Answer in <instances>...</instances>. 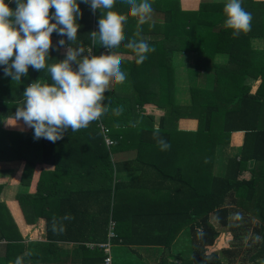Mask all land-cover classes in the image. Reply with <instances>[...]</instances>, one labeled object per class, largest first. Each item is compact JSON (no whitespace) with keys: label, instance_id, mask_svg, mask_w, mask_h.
I'll list each match as a JSON object with an SVG mask.
<instances>
[{"label":"trees","instance_id":"1","mask_svg":"<svg viewBox=\"0 0 264 264\" xmlns=\"http://www.w3.org/2000/svg\"><path fill=\"white\" fill-rule=\"evenodd\" d=\"M149 3L156 17L140 29L156 32V40L143 39L155 51L147 53L140 66L136 57L131 62L128 75L136 82L133 91L109 101L108 116L102 115L81 131L67 130L55 143L34 139L31 128L25 132L6 129L4 120L14 119L17 106L23 105L30 71L21 81H13L0 66V161L19 159L23 164L19 183L25 188L18 192V202L31 208L33 216L45 218L48 240L75 243L81 254L79 264L104 262L98 244L108 241L111 222L116 234L113 240L164 247L187 226L189 264H264V0H242V7L252 15L251 30L235 38L233 30L224 27L227 0L200 1L193 9H182L178 0ZM83 4L76 41L92 47L93 55L109 52L99 43L93 45L90 33L99 29L92 30L84 21L92 11L83 9ZM10 6L16 7L14 0ZM114 6L128 16L124 29L137 31L138 20L129 19V6L123 0ZM99 12L94 14L95 24ZM255 37L263 40L262 48L252 46ZM131 39L125 37L111 51H130L125 44ZM175 50L193 51L197 55L193 75L202 70L204 80H210L206 85L203 78L194 81L187 104L174 100L176 70L171 55ZM216 56L221 60H214ZM56 62L57 54L51 49L47 63ZM35 74L41 84L51 83L47 68ZM144 103L164 108L158 126L152 115L145 114ZM120 106L123 112L117 116L113 109ZM179 117L195 118L196 128L177 129ZM101 125L107 127L106 134L113 141L109 146ZM156 129L171 145L168 150L162 151L153 138ZM236 131H243L238 152L216 161L218 148L227 145ZM134 142L142 146L135 150L136 156L113 163L111 153ZM78 152L82 154L75 160ZM79 159L84 162L81 171L74 165ZM134 169L139 171L137 179L112 184L115 171ZM100 175L105 177L99 179ZM2 187L0 183V192ZM140 190L152 195L165 190L166 201L181 203L182 209L160 210L158 199L144 192L137 194ZM123 191L130 192L122 196ZM65 214L73 219L61 221ZM54 217L58 227L63 224L62 232H53ZM223 232L230 235L228 246L212 250ZM3 239L5 264H14L18 256L26 264V246L0 200V241Z\"/></svg>","mask_w":264,"mask_h":264},{"label":"clouds","instance_id":"2","mask_svg":"<svg viewBox=\"0 0 264 264\" xmlns=\"http://www.w3.org/2000/svg\"><path fill=\"white\" fill-rule=\"evenodd\" d=\"M81 2L88 4L93 12H102L99 30L90 35L93 45L99 43L110 50L108 54L93 55L92 47L87 50L83 46L72 47L80 28L77 20L83 15ZM14 3L16 7L12 8L10 0H0V66H3L4 75L21 81L30 67L36 71L47 68L51 83L41 84L37 80L27 86L23 105L17 106L11 125L22 121L34 130V139L44 138L55 143L63 139L67 130L76 132L87 128L108 112L103 103L105 92L110 84L119 85L126 80L121 70V57L111 50L118 48L125 39L124 25L128 16L112 10L116 0H14ZM124 3L129 6V14L138 18L135 35L139 36L140 25L152 18V5L149 0H124ZM223 11L224 27L233 30L234 38L251 30L252 15L242 7V0H227ZM54 32L66 37L58 41L57 48L64 47L67 42L70 45L65 59L48 64ZM125 47L135 54L137 65L147 59V53L155 51L143 39L133 38ZM113 112L119 116L123 107ZM153 138L162 151L171 147L160 138L158 129L153 132ZM70 219L73 217L65 214L61 221ZM52 230L54 233L64 230L62 223L58 227L55 217ZM28 255L30 253H24ZM14 264H23V257L18 256Z\"/></svg>","mask_w":264,"mask_h":264},{"label":"crops","instance_id":"3","mask_svg":"<svg viewBox=\"0 0 264 264\" xmlns=\"http://www.w3.org/2000/svg\"><path fill=\"white\" fill-rule=\"evenodd\" d=\"M119 1V0H116ZM124 1V0H123ZM180 7L182 9H193L197 8L200 4V1H213V0H178ZM261 1V0H258ZM90 6L88 4H83V9L88 10ZM127 8V6H126ZM91 10V9H90ZM117 11V8L112 9ZM92 11V10H91ZM107 11V10H105ZM95 12L92 11V14L85 15L84 21L88 23L89 26H92V30L98 28V24H95ZM100 17L103 15L102 12H99ZM127 15V14H125ZM130 15V14H128ZM131 16V15H130ZM151 16H154L152 12ZM155 18V17H152ZM130 20L137 21L138 18L132 17ZM79 32V30H78ZM137 31H129L124 29V36L135 38L136 40L147 39L149 41L156 40V32L152 31H140L139 36H136ZM59 36L54 32L52 34L53 47L54 51L57 54V62L59 60H63L66 57V49L70 45V43H66L64 47L57 48L58 38ZM83 46L79 44L78 41H75L72 44V47ZM252 46L254 48H262L263 40L259 37H255L252 40ZM86 50L89 46H83ZM109 52H103L102 54H108ZM121 57V70L126 74V80L123 84H115L112 83L109 85L108 90L105 92V100L104 105L107 107L109 101L112 99L121 96L125 97L127 93H131L133 91V84L135 85V81L131 79L128 75V68L131 66V62L133 61L135 54L127 50H117L115 52ZM87 54V53H85ZM148 55V54H147ZM214 60H221L220 56H216L213 58ZM197 60V55L193 51H180L175 50L171 55V62L173 67L176 70L175 77V85H174V100L176 103L187 104L190 103V90L189 87L192 86L190 84L187 88L189 80V74H192V70L195 67V63ZM143 64V63H142ZM155 63H152L154 65ZM75 66V65H74ZM140 66V65H138ZM143 68V67H141ZM30 71V82L29 84L35 82L37 79L35 71L31 67ZM201 73H197L196 75L200 76V79L203 78L202 84H208V81L204 80V72L200 70ZM38 75V74H37ZM39 77H41L39 75ZM44 81V80H43ZM258 80L255 82V85L252 87L251 92L255 91ZM194 84V83H193ZM117 95V96H116ZM142 109L145 111V114H150L154 117V126H158L159 124V116L163 113L164 108L160 106H156L155 103L142 105ZM137 112V111H136ZM108 116V113L104 114ZM14 122V119H5L4 123L6 129L9 131H27L28 127L23 124V122H18L16 126H12L11 124ZM196 119L191 117H179L176 121V127L180 130H193L196 128ZM81 131V130H79ZM237 141H235L236 139ZM243 139V131L232 132L230 143L234 145V147L238 150L242 143ZM84 144V143H82ZM73 145V144H72ZM79 145V144H78ZM85 145V144H84ZM74 144V148H75ZM122 148L115 152L111 153V159H113V163L115 161H125L136 156L135 150L141 148L142 146L136 142L134 143H126L121 146ZM83 148V146H82ZM85 150V148H83ZM217 153V152H216ZM82 154V153H81ZM79 152L77 155L75 154L74 159L76 160V156L79 157L81 155ZM144 161H150V159L144 158ZM220 160L218 155H216V161ZM222 161V159L220 160ZM83 161L81 159L74 162V165L78 167V171H81V165H83ZM91 163V162H90ZM88 164V163H87ZM22 162L19 159H11V160H3L0 161V183H3V187L0 192V200L4 202L6 205L10 217L13 219L14 225L18 231V234L22 238V243L25 244L26 249L25 252L30 253V255L25 256L26 264H79V259L81 257L80 251L76 250L75 243L72 242H53L47 239L46 237V221L42 216H33V212L31 208H23L18 202L17 194L21 189H24V186H21L19 183V177L22 169ZM89 166V165H88ZM90 167V166H89ZM139 174L138 170H122L120 172H114L112 184L118 180H135L137 179ZM90 176V173H89ZM105 176L100 175L98 178H104ZM107 177V176H106ZM37 176L33 181L35 182ZM22 187V188H21ZM34 188V184L31 185V189ZM34 190V189H33ZM9 192V193H8ZM125 196L130 191H123ZM144 191L140 190L137 194H142ZM8 194V196H7ZM144 194L151 198L158 199L157 208L160 210H177L182 209V204L177 202H167L168 194L165 190L160 192H156V195H152L150 192L145 191ZM51 206V205H50ZM53 206V205H52ZM185 208V206L183 205ZM29 215V216H27ZM188 227H184L176 236V238L171 242L168 247H164L162 245L155 244H125L120 241V239L113 240L110 239V255L112 259V264H189V260L191 258V243L190 237L188 238L186 235V231ZM230 235L227 232H223L220 234L219 239L217 240L212 250H218L221 247L228 246ZM6 241L3 239L0 241V264H5V254H6ZM77 245V244H76ZM104 264V263H98Z\"/></svg>","mask_w":264,"mask_h":264},{"label":"built area","instance_id":"4","mask_svg":"<svg viewBox=\"0 0 264 264\" xmlns=\"http://www.w3.org/2000/svg\"><path fill=\"white\" fill-rule=\"evenodd\" d=\"M101 129H102V133L104 136V141L106 143V145H111L113 143V141L109 138V136L106 134L107 133V127H105L104 125H101ZM116 234L113 231V222H111L109 224V230H108V241L98 244L99 247H101L104 251L105 254V258H104V264H112V259H111V255H110V239L115 237Z\"/></svg>","mask_w":264,"mask_h":264},{"label":"rangeland","instance_id":"5","mask_svg":"<svg viewBox=\"0 0 264 264\" xmlns=\"http://www.w3.org/2000/svg\"><path fill=\"white\" fill-rule=\"evenodd\" d=\"M151 17H156V16H151ZM199 72V71H198ZM199 73H201V72H199ZM195 74V73H194ZM197 74V73H196ZM193 75V72H192V74H189V80H187V82H188V85H187V88H188V86L190 85V84H193L194 83V81H196L197 82V80L200 78V76H198V75ZM195 119V118H194ZM236 139V138H235ZM235 141H237V139L235 140ZM238 142V141H237ZM239 149V148H238ZM238 152V150L234 147V145L232 144V143H228L227 145H222V146H220L219 148H218V150H217V153H216V155H218V157L220 158V160L222 159V161L223 160H226V158L227 157H231V156H233V155H235L236 153ZM252 163H250V165H251ZM252 166V165H251ZM9 193V192H8ZM7 196H8V194H7ZM186 235H187V237L189 238V232L188 231H186Z\"/></svg>","mask_w":264,"mask_h":264}]
</instances>
